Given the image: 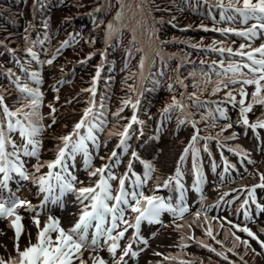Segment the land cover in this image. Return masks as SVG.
<instances>
[{"label":"snow or ice","instance_id":"6c2138e0","mask_svg":"<svg viewBox=\"0 0 264 264\" xmlns=\"http://www.w3.org/2000/svg\"><path fill=\"white\" fill-rule=\"evenodd\" d=\"M199 2V0H198ZM119 5V10L116 12L112 22L106 25L105 42L107 43L115 35L122 32L127 27L124 24L126 18L125 8L129 9L131 16L129 19L135 21L138 27H142V20H136V14H143L145 9L144 5L148 0H137L135 9L129 7L128 0H116ZM203 3L209 4L210 0H203ZM111 7V4H108ZM212 7L220 9V20L231 23L237 17L240 22L248 25L249 21H255L250 27L244 29H236L233 27L213 28V31H219L221 35L233 34L243 37L248 41L264 34V0H212ZM102 11L101 7H97L95 12ZM150 12V10H149ZM215 21V17H212ZM100 23H103L101 21ZM47 25H45V28ZM201 27L208 31L209 29L201 25ZM27 32L28 29H25ZM132 39L130 44L136 43V29L131 28ZM154 35V33H153ZM24 39L29 41V36ZM47 39V37H45ZM76 37H70L62 43L61 47L57 49L60 53L62 49L72 46ZM43 44V41H40ZM89 44H94L95 40L88 41ZM35 43L27 46L25 51L32 61L37 63H46L51 66L54 62L53 59L47 61H40L37 53L33 50ZM193 47H197L193 45ZM249 49V50H245ZM212 51H218L221 55L228 53L229 56L240 57L239 62H229L227 67H224V61H220V67L223 68L222 72H217L218 79L214 81V87L211 90L212 95H216L220 91H225V97L222 102H215L217 107L214 115L212 112L208 116H201V121L197 122L192 118L193 113L190 109L195 106L197 108L204 107L207 101H201L196 92L181 93L180 99L173 94L171 103L166 104L161 110V116L164 119H170L172 113H179L177 116V123L184 125L190 124L193 129V134L186 147L183 148L182 154L179 156L176 167L175 175L169 176L167 179L160 182L157 177L156 189L160 187L167 188L173 182L176 188L181 192L180 203L175 206L172 203L165 201L158 195H145L143 187L148 181L153 179V174L157 172L156 166L150 161H141L144 167L143 176L136 175L132 172V163L127 165L129 172L124 176L117 177L111 168L114 167L113 160L117 158V151L113 150L108 157V163L103 164L101 167H93V149L98 153L101 146L97 133L102 132L107 126L108 121L103 111H97V107L104 108L102 102L97 105L96 86L101 77L103 68L105 52H101V64L96 66L95 75L91 80V87L82 89L84 92L90 93V98L87 101L88 106L83 109V114L78 122L73 125L72 131L66 135L58 137L60 141L55 146L56 156L55 159L48 162H40L39 153L43 146V133L56 123L55 113L57 109L49 104L50 108L49 118L52 125H45L43 123L45 117L41 114L40 108L42 107L44 94L39 87H33L28 82H22L21 78L17 76L11 69L7 70V76L11 83L15 85L18 92L21 94L19 106L10 108L5 102V94L0 90V193L9 189V182L13 179V174L23 181H28L34 184L38 190V195L42 196L39 205L34 206L27 198H21L16 192H10L7 196L0 194V221H7V228L14 231V255L8 254L7 258L0 256V264H108L99 253L106 249L111 258L112 264H127L126 257L138 258L140 253L146 251L149 244L148 239L141 235V226L143 223L148 225H159L161 228L172 227L174 231L181 233L179 247L181 249L188 247L187 240H195V243L201 247L206 248L210 252H214L217 256L228 260V257L215 248L208 245L202 239H195L190 233L183 232L181 229H191L192 224L198 227H203L199 223L202 213L197 211L194 213L195 219L191 222L184 220L185 213L189 211L188 206L184 203V184L182 183L183 172L182 165L187 160L189 154L192 158V172L194 176L193 188L197 192H202L201 185L205 181V177L200 167V148L198 147L201 140L209 141L215 140L220 144V133L215 136L206 135L201 136V132L208 129V118L213 121L212 127L216 126L215 122L218 119H229L226 110L220 107V103H230L233 107L239 106V119L235 122L242 128H250L254 133L257 129H264V116L258 117L255 122H250L248 114L253 111L254 105L264 106V44L260 47L253 48L250 43L241 44L238 50H233L231 47L212 48ZM11 51V50H10ZM137 52H144L143 48H137ZM95 53H91L81 63H87ZM127 55L131 57V49L127 50ZM159 55V53H157ZM146 57L142 56L138 68L139 75L143 79V70L145 68ZM203 63V61L201 62ZM216 62H213L215 65ZM127 66V65H126ZM244 69H247L245 72ZM22 70L25 72L28 79L35 85L42 84V75L37 70H32L28 64H24ZM230 73V75H229ZM136 74L134 73L133 76ZM133 76L127 77L132 79ZM125 81V82H126ZM177 82L186 89L183 81L177 78ZM63 84L64 81H58ZM208 83V81H205ZM238 86V87H237ZM245 86H254V91L251 93V100L248 102L249 94L245 90ZM129 91L135 95V99L129 96L127 99L122 100L121 107L113 114L115 117L120 118V113L125 108L132 109V115L128 119V123L122 126V131L109 132V137L116 135L119 137L117 148L124 152L128 150V140L131 139L132 130L134 125H143V121L137 116L138 107L140 104V90L134 86L129 85ZM193 87H198L193 85ZM169 92H173V86L168 85ZM205 89H199L203 93ZM58 93L59 89H55ZM238 93L240 99L237 100ZM55 99L58 101L59 96ZM190 102V103H189ZM71 103V101H69ZM104 117V118H101ZM204 123L205 127L200 128L199 123ZM233 127V123H227L221 127V132L226 131ZM18 134L19 142L15 138ZM142 134V132H141ZM237 134L233 133L231 136L225 137V140L236 139ZM259 138V137H258ZM106 146V144H105ZM9 148L11 149L9 151ZM229 151L241 152L239 149L229 148ZM204 151L209 152L207 144L204 145ZM133 159H139L135 152H132ZM209 155L211 153L209 152ZM78 156L83 157L84 170L87 172L88 178H96L91 186L77 187V184H83L84 181L79 180L77 175L72 170L75 167V161ZM247 157V154H245ZM22 157H32L37 159V163L33 165V171H29ZM104 159V157H100ZM225 173L229 168H234V165L228 164L225 160ZM249 164H254L255 161L248 159ZM47 168L48 171L40 174L42 168ZM216 165L213 163L212 169L215 171ZM131 173V175H129ZM221 179L224 176L221 175ZM118 180V188L113 194L112 181ZM131 181V189L126 187V182ZM264 189V173L259 174V183L246 189L251 204L255 205L257 216L264 213V206L259 204L256 200V189ZM66 194H72L75 197V202L79 206V211L75 215L76 220L70 227L65 228L60 218L51 214L47 215L46 220L42 222L41 216L44 214V209L51 204H59L62 202ZM203 200V196H201ZM238 199V197H237ZM249 199H245L238 209H243L244 221L253 220V216L248 208ZM23 212L31 213L30 216H24ZM131 213L129 218L126 213ZM164 213L172 216V223L164 224L161 217ZM25 219L30 220L32 228L35 229V235L23 223ZM205 222L208 217L204 215ZM183 221V223H177ZM231 225L232 228L237 229L239 232L245 233L252 240H255L264 249V241L251 231L247 226L241 227L232 221H224ZM223 227V224L219 225ZM133 230V235L129 241L121 249V241L125 238V234ZM264 234V229L260 230ZM4 232V229H0ZM158 233H153L152 238H155ZM205 235L210 237L216 243L223 242L216 240L211 226L205 229ZM225 239L229 236V231L224 233ZM233 246L228 249L233 255H239L236 248L240 244L244 245L245 255L247 250L251 248L248 240H241L239 236L234 233ZM22 237H26L27 244L22 246ZM133 244L145 245L139 251L133 249ZM6 250V248H5ZM255 255V249L252 250ZM119 252V255H118ZM85 253H89L88 258L85 259ZM155 256H162L160 252H154ZM243 261V256H239ZM164 261H178V264H195L194 261H186L177 256H163ZM160 264V262H158ZM229 264L234 262L229 261ZM246 264V262H245Z\"/></svg>","mask_w":264,"mask_h":264},{"label":"trees","instance_id":"16d2710c","mask_svg":"<svg viewBox=\"0 0 264 264\" xmlns=\"http://www.w3.org/2000/svg\"><path fill=\"white\" fill-rule=\"evenodd\" d=\"M136 2L137 0H128L129 7L134 10ZM97 7H101L102 11L95 12ZM144 9L143 14H136V20H142V27L138 28L148 35L149 45L142 79L138 64L144 52L136 51L141 48L137 41L135 45L130 44V29L137 24L129 19L131 13L128 8H125L124 20L127 27L105 42L106 25L113 21L119 10L116 0H0V90H17L7 76V70L11 69L19 77H26L22 67L24 64L30 65L32 61L25 49L31 46L32 41L41 39L43 52L50 51L51 59L55 56L53 75L57 81L55 86L59 90H64L69 82L79 84L83 89L91 87L97 62L101 64L99 53H106L97 83L96 101L97 105L100 102L104 104L101 111L105 113L109 123L118 122L120 131L128 122L125 118H129L127 111L131 108H125L120 113V118H113V114L121 107L122 100L129 96L135 98L129 91V85L140 90L138 117L144 123L156 121L158 129L177 120L179 113H172L170 119L161 116V110L166 105L164 100L173 94L180 98L181 93L196 92L201 101L209 102L202 108L193 106L190 109L197 122L201 121V116L207 117L209 112L218 116L215 112L217 104L210 98L219 96L218 93L211 94L212 83L218 79L216 73L223 71L219 61H224V67H227L229 62H239L241 58L229 56L228 53L221 55L211 49L227 48V45L235 48L253 40L248 41L233 34L221 35L219 31L211 29L225 28L232 26L231 24L234 28L239 27L242 24L240 18L237 17L233 23L221 21L218 8L212 7V0L209 4L203 3V0H148ZM212 17H215V21ZM201 25L209 30L205 31ZM26 35L29 36V41L24 39ZM73 36L76 40L72 46L57 53L62 43ZM91 40H95V43L89 44L88 41ZM128 49H131V57L127 55ZM91 53H95L92 59L81 63ZM130 76L133 78L126 81ZM177 78L183 81L186 89L181 87ZM169 84L173 86V92H169ZM199 89L205 90L201 93ZM19 97L16 91L14 95L5 94V102L10 108L17 107ZM79 98L81 96L77 97L78 105H85L90 95ZM219 106L226 110L227 116H233L231 113L237 108L230 103H220ZM220 120L222 119L216 122ZM199 125L205 124L201 122ZM138 131L139 125H134L132 134ZM260 235L264 238L261 231Z\"/></svg>","mask_w":264,"mask_h":264},{"label":"rangeland","instance_id":"374dc122","mask_svg":"<svg viewBox=\"0 0 264 264\" xmlns=\"http://www.w3.org/2000/svg\"><path fill=\"white\" fill-rule=\"evenodd\" d=\"M227 3V0L226 2ZM219 10V15H220V9ZM226 23V22H225ZM233 23V22H231ZM252 23H255V21H249L248 25L241 24L239 27H235L236 29H244L246 27H250ZM232 26H226V27H233L234 25L231 24ZM132 28L136 29V41L138 45L144 49L143 56L148 57L149 55V45H148V35H146L140 28H138L137 25L133 26ZM253 42H251V46L253 48L260 47V45L264 44V34H260L258 38H253ZM41 39H38L37 42L35 43L34 51L37 53L39 60L40 61H47L50 58V51L43 52L42 44L40 43ZM31 44V43H30ZM241 45V44H240ZM240 45L236 46L235 48L233 47V50H238L240 48ZM229 47V45H227ZM249 50V49H248ZM170 52H164V54H167ZM100 55V53H99ZM32 61V60H31ZM220 64V61H219ZM97 65H99V61L97 62ZM32 70H37L41 73L42 75V84L40 85H35L33 84L28 77L25 75L21 78L22 82H28L30 83L31 86L33 87H39L40 90L44 94V99L42 103V107L40 108L41 114L45 117L43 123L45 125H52V121L49 118L50 114V108L48 107L49 104L53 105L57 111L55 113L56 117V123L52 125L50 128H47V130L43 133V146L42 149L40 150L41 153H39V160L40 162H48L52 161L55 159L56 152H55V146L60 142L58 140V137L62 135H66L69 132L72 131L73 125L79 121L83 114V109L88 106V104H83V105H78V96H81L79 99H83L84 96L91 95L88 92L84 93L82 91L83 88L80 87L79 84H72L71 82L68 83L67 87L64 90H59L57 93L55 91L56 88V83L55 81V76L53 73L55 72V65H47L46 63H37L36 61H32V63L29 65ZM246 72L247 69H244ZM230 75V74H229ZM217 80V79H216ZM215 80V81H216ZM212 87H214V83H212ZM238 87V86H237ZM211 89V88H210ZM7 95H14L15 91L17 93L18 90H13V89H2ZM97 90V86H96ZM245 90L248 92L249 97H248V102L251 100V93L254 91V86H245ZM208 94H210L208 92ZM237 95V100L240 99L238 93H234ZM59 96V100L57 101L55 99L56 96ZM77 95V96H76ZM219 96L212 97L210 100H212L214 103L215 102H222L225 97V91H220L218 92ZM19 96L21 97V94L19 93ZM20 97L18 99V106L20 102ZM171 98L172 96L166 97L164 100L165 104L171 103ZM135 99V98H134ZM177 99H180L177 97ZM96 100V97H95ZM209 100V98H208ZM71 101V103H69ZM113 102V101H112ZM139 108V107H138ZM104 109V108H103ZM102 109L97 108V111H101ZM128 117H131L132 115V109L127 111ZM137 116H138V111H137ZM232 115H228L227 120L222 119L219 122H215L216 126L213 128L211 125L213 121L211 118L208 121V129L207 131L201 132V136H206V135H213L215 136L217 133H220V144H218L215 140H209V141H204L201 140L198 147L200 148V167L203 163V160L207 159L205 156L207 155L208 152L203 151L204 150V145L207 144L209 152L213 154V157H218L219 159H224L228 162V164L234 165V168H229L227 173L225 174L224 181L225 180H232L231 182H234L236 184H243V191L247 193V190L249 186L248 181L252 182H258L259 181V174L264 173V129H257V132L254 133L250 128H242L238 126L235 122L239 119V106L237 105V108L235 109L234 113H231ZM109 116V115H108ZM264 116V106H261L259 104L254 105L253 111L248 114V118L250 122H255L258 117ZM103 118V117H101ZM117 119V117H113ZM139 118V117H138ZM193 118V116H192ZM140 119V118H139ZM195 120V118H193ZM128 123V122H127ZM227 123H233V127L230 129H227L226 131L221 132V127ZM119 124L118 122H113V124L109 123L107 126L104 128L102 132L97 133L99 141L101 142V146L99 148L98 153L93 149V167L98 168L101 167L103 164L106 163L108 160V157L112 153L113 150H116L118 155L115 160L112 161L114 164V167L111 168L112 171H115L116 173L119 174V177H122L124 174V170L120 169L119 166L120 164L124 161V154L126 152L120 150L118 152V148L116 147L117 144L119 143V140H114L116 139V135H113L109 137V132H117L120 131L119 129ZM154 127L157 129V122H146L144 123V128L148 129V127ZM200 128H204L205 125L200 126ZM168 136L172 135V132L174 133L172 143L171 142H164L163 146H161V154L159 155V161L157 162L158 166L162 167L167 163L166 157L169 160V157L172 156L171 150L169 149V145L175 147L176 149H180L181 145H183V148L187 146V144L190 141V137L193 134V129L190 126V124L186 123L184 125H179L177 123V120H173L172 122H169L168 124ZM148 135L151 132H147ZM233 133L237 134L236 139H231V140H225V137L231 136ZM148 135L146 137H148ZM249 135V136H247ZM259 137V138H258ZM17 139V142H19V137L18 134L15 137ZM134 138V137H133ZM132 138V139H133ZM171 139V138H170ZM130 140V139H129ZM131 141V140H130ZM204 141V142H203ZM106 144V146H105ZM129 145V142H128ZM239 149L242 150L241 152H234V151H229L228 149ZM10 149V148H9ZM169 149L167 156H166V151ZM170 152V153H169ZM247 154V157L245 156ZM100 157H104V159H100ZM234 159V160H232ZM248 159H251L255 161L254 164H249ZM22 160L25 162V166L29 171H33V165L37 163L36 158L32 157H22ZM143 161H151V159H142ZM232 160V161H231ZM204 164L208 167H210V163L205 160ZM72 170L76 175H79V170L84 169L83 165V157L78 156L76 161H75V166ZM115 165H117L115 167ZM135 161H132V169H135ZM190 167H192L190 165ZM224 169V167H221ZM79 169V170H78ZM209 170V169H208ZM48 171V169L42 168L40 174H44ZM82 175L79 176V180L84 181V183L77 184V187L81 186H91L96 178H92L91 180L87 176V172L83 170ZM144 173V172H143ZM143 173L141 172H136V175L143 176ZM246 174V176L244 175ZM184 176V174H183ZM188 177H190V174L188 173ZM247 177L244 180L241 178ZM220 178L219 174L216 177V180L218 181ZM209 179L214 180L213 173L212 171L209 170ZM246 181V183H244ZM113 183V181H112ZM113 185V194H115V190L118 188V180L112 184ZM35 185L30 184L28 187L27 192H25L23 195L21 194L20 197L27 198L32 202L34 206H37L40 204L38 191L35 190ZM127 188L131 189V183L128 181V184L126 186ZM224 188H232L233 185L230 182H226L223 184ZM14 187H10L9 189L4 191L3 194L7 196L10 192H14ZM145 195H153L150 193V189L143 188L142 189ZM155 195L160 196L163 198L165 201H168V197L165 194H162L161 192H155ZM209 196L214 199L217 198V195L214 192H210ZM234 198V197H231ZM246 199V197L243 195L239 200H236L234 203L235 208L239 209L241 203ZM191 200H189L187 206L190 208L191 205ZM171 203V202H169ZM174 206L175 204L172 203ZM243 213V209H241ZM250 210V208H249ZM255 210L250 211L251 215L253 216V220L251 221H244V217L240 216L239 218L232 217L233 214L232 212H222L220 214L221 221H217L216 218H213L212 216L208 217V222L209 226L213 228V234L216 236V240L222 241L223 242V247L221 244L216 243V241L212 240L210 237L205 235V232L203 230H198L197 233L195 234V239H202L204 240L208 245L211 247L215 248L217 251L223 252L227 257L228 260L223 259L222 257L217 256L214 252H210L207 249L202 248L195 242L192 244H189L188 247L181 249L179 247V241L181 239V233L174 231L173 228H163V234L164 236L161 241L158 240H153L152 234L157 233V227L154 228L156 225H148L147 223L142 224V229H141V235L146 239V236L149 238L150 241H152V246L154 248H150L148 251V254H145L143 256H139L137 260H132L130 257H126L125 259L127 260V264H178L177 261H168L164 262L160 256H155L153 253L154 252H160L163 255L162 256H179L180 253L185 251L188 256H195L196 252L192 250H200V251H207L209 256L204 254V252H200L201 256L203 259H198L199 261L191 260L189 257L186 259L187 261H194L195 264H229V261L234 262V264H264V249H261L260 245L255 241L252 240L250 237H248L245 233L237 231V229L232 228L231 225L228 223H225L224 221H232L234 224H238L241 227L247 226L251 231L256 233V235L259 237L260 240L264 241V238L260 235V230L264 229V215L262 218H259L257 214H255ZM76 210H73L74 214ZM130 213V212H129ZM21 214L24 216H30L32 215L31 213L23 212L21 210ZM51 214L49 211L44 209V214L41 216L42 222L46 220L47 215ZM208 214V213H207ZM213 214V213H210ZM255 214V215H254ZM65 221H68L71 217L70 215L68 216L65 214ZM163 218H172V216L168 213H164L161 217ZM7 221H0V229H4V232H0V256H4L7 258L8 254L14 255V250H13V244H14V231L10 228H7ZM23 223L28 227L29 230L33 232V237L35 235V229L32 228L31 222L28 219H25ZM223 224V227H220L219 225ZM194 227V226H192ZM225 231H229V236L227 239H225L224 233ZM203 233L204 235H202ZM235 234L236 236H239L241 240H248L251 248L247 250V254L245 255V248L243 244H240L238 248H236V252L239 255H233L232 252H229L228 249L232 248L233 246V236L232 234ZM131 237V234L129 233L126 235V237L122 240V246L121 249H123L124 245L129 241V238ZM27 244V239L26 237H22L21 240V245L24 246ZM6 248V250H5ZM140 249V248H138ZM253 249H255V253H260L259 255H255L253 253ZM167 253V254H165ZM179 253V254H177ZM89 253H85V259L88 258ZM100 256L103 258H108L109 259V264H112L111 258L109 254L107 253L106 249L101 251L99 253ZM119 255V252H118ZM204 256H207V258L204 259ZM239 256H243V261L239 259ZM136 259V258H134ZM203 260V261H202ZM202 261V262H201ZM88 264H91V261H88Z\"/></svg>","mask_w":264,"mask_h":264},{"label":"bare ground","instance_id":"6f19581e","mask_svg":"<svg viewBox=\"0 0 264 264\" xmlns=\"http://www.w3.org/2000/svg\"><path fill=\"white\" fill-rule=\"evenodd\" d=\"M170 153V152H169ZM171 153H172V150H171ZM171 157H169V159H170Z\"/></svg>","mask_w":264,"mask_h":264}]
</instances>
